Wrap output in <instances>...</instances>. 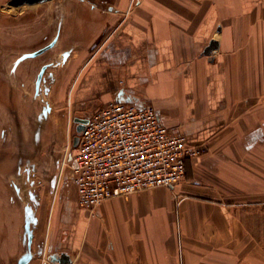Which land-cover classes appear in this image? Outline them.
Wrapping results in <instances>:
<instances>
[{"label":"crops","instance_id":"0c3cea01","mask_svg":"<svg viewBox=\"0 0 264 264\" xmlns=\"http://www.w3.org/2000/svg\"><path fill=\"white\" fill-rule=\"evenodd\" d=\"M104 2L109 14L92 21L103 41L71 83L70 103L98 101L93 112L113 100L153 104L203 150L174 187L93 212L70 175L57 200L61 173L29 264H58L63 252L72 264H264V0Z\"/></svg>","mask_w":264,"mask_h":264},{"label":"rangeland","instance_id":"374dc122","mask_svg":"<svg viewBox=\"0 0 264 264\" xmlns=\"http://www.w3.org/2000/svg\"><path fill=\"white\" fill-rule=\"evenodd\" d=\"M10 1L0 0V129L9 124L10 115L21 112L25 144L20 145L15 139L7 144L0 140V264H18L26 251L27 245L23 241L26 213L23 207L26 204L34 207L37 219L46 214L45 207H50L56 198L51 178L57 171L59 176L62 173L61 184L65 186L61 187L57 200L65 189L72 188L69 155L74 140L70 139V123L74 115L93 112L95 105L100 103L91 100L70 103L69 87L84 64L99 51L100 46H92L99 32V27H93L92 21L99 23L109 14L105 11L104 0H47L18 6ZM93 4L101 5V9L93 8ZM62 21L59 44L22 62L14 73L23 55L47 44L57 34L58 23ZM69 48L73 51L67 62L60 61L63 52ZM48 62L53 65L47 72L54 74L55 81L51 93L43 94V102L33 98V84L40 67ZM46 102L52 104L53 113L44 122L42 140L36 144L32 139L38 126L36 115ZM56 141L58 143L53 145ZM20 154L26 156L24 165L27 159L37 164L34 173L27 170H23V174L17 173ZM59 158L58 170L55 162ZM14 184L23 190L21 195L16 192ZM32 193L36 198H30ZM34 231L40 234L41 224L35 225ZM35 255L41 256L38 252Z\"/></svg>","mask_w":264,"mask_h":264},{"label":"built area","instance_id":"2783aa9c","mask_svg":"<svg viewBox=\"0 0 264 264\" xmlns=\"http://www.w3.org/2000/svg\"><path fill=\"white\" fill-rule=\"evenodd\" d=\"M78 135L70 177L90 212L110 198L174 187L185 178L188 160L203 150L173 133L153 104L110 101L91 113Z\"/></svg>","mask_w":264,"mask_h":264},{"label":"flooded vegetation","instance_id":"af4514ba","mask_svg":"<svg viewBox=\"0 0 264 264\" xmlns=\"http://www.w3.org/2000/svg\"><path fill=\"white\" fill-rule=\"evenodd\" d=\"M101 5L99 4H96L95 6V9H101L100 7ZM64 25V22H59L58 23V28H57V34L55 36H53V38L45 45L39 47V48H35L33 49L31 52H34V51H37L39 50L40 48H43L53 42H55V44L50 47L49 49H47L46 51L54 48L55 46H57L60 42V37H61V34H62V26ZM103 41V36L102 34H99L96 39L94 40L92 46L94 48L100 46V44L102 43ZM46 51H44L43 53H45ZM73 49L69 48L68 50H65L61 56V59L60 61H64V57H65V54L67 52H69V56L71 55ZM42 53V54H43ZM41 55V54H40ZM40 55H37L35 57H28V58H25L23 59L22 61H19L16 65V67L14 68L13 72L15 73L19 67V65L26 61L27 59H33V58H36ZM69 58V57H68ZM68 60V59H67ZM67 60L65 62H67ZM53 65V63L51 62H48V63H45L43 64L39 71L37 72V75H36V78L34 80V84H33V90H34V94H33V98L38 100H42L44 102V98H43V94H50L51 91H52V88H51V85L54 84V74L52 72H47L48 69ZM43 71V74L40 76L41 72ZM51 80V81H50ZM26 87V83L23 82V88ZM25 97L27 96V94L24 95ZM49 107V108H48ZM47 111V112H45ZM53 113V106L51 103H44L42 108H41V111L36 115V122L38 123V126L36 128V130L34 131V136H33V142L38 144L39 142H41L42 140V130H43V124L45 121H47L51 114ZM92 113V112H90ZM90 113H83V114H78V115H74L72 117V120H71V123H70V128L72 129V134L70 136V139L74 140V136L75 134L77 133V128L78 126H80V124H82V121L83 119H88V117L90 116ZM22 113L21 112H14V114L10 117H8L9 119V124L6 126V127H1L0 129V140L4 143V144H7V142L9 141H14L17 140L18 144L22 145L24 143V140H25V136H24V133H23V120H22ZM29 122L33 123V121H31V118H28ZM78 134V133H77ZM58 143V141H56L53 145H56ZM25 144V143H24ZM26 152V150H24ZM26 157V156H25ZM24 155L20 154L18 155V159H17V173L18 174H23V170H27L26 172H29V173H34L36 170H37V164L36 163H33L31 162L30 159H27L26 160V163L25 165L23 164L24 163V159H25ZM56 166H57V169L59 170L60 168V165H61V158H59L58 160H56ZM25 166V167H24ZM58 173V171H57ZM55 174L52 178H51V187L52 188H55L56 187V183H57V180H58V177H59V174ZM14 188L16 190L17 193H22V189L15 185L14 184ZM30 198H36V195L34 193H32V195L30 196ZM26 206H28V204H26L23 209L26 213Z\"/></svg>","mask_w":264,"mask_h":264},{"label":"water","instance_id":"95a60500","mask_svg":"<svg viewBox=\"0 0 264 264\" xmlns=\"http://www.w3.org/2000/svg\"><path fill=\"white\" fill-rule=\"evenodd\" d=\"M42 1H47V0H11L10 4L18 6V5H22V4H35V3L42 2ZM54 44H55V42H53V43H51V44H49L43 48H40L37 51L25 53L23 55V59L40 55L44 51H46L47 49L52 47ZM218 47H219V42L214 39L211 41L209 46L205 49V53L211 54ZM69 54H70L69 52H67L65 54L64 61H66L68 59ZM42 74H43V71L41 72L40 76ZM45 112H47V111H45ZM81 121H82V124H80V126H78V128H77L78 134L83 131L85 123L88 121V119H83ZM78 134L74 137V143H73L74 146H76L79 142V135ZM27 210L28 211H26V216H25V232H24V242L27 243V250L20 257L18 264H29V262L32 260V258L34 256V254L32 252L31 244H32V240H33L34 226L37 224L38 219L36 218V216L34 214V210H33L32 206H28ZM42 253H43V251L41 250L40 254H42ZM53 260L55 262H57L58 264H72L73 263L71 256L66 252H63L58 256L56 255L53 258Z\"/></svg>","mask_w":264,"mask_h":264},{"label":"bare ground","instance_id":"6f19581e","mask_svg":"<svg viewBox=\"0 0 264 264\" xmlns=\"http://www.w3.org/2000/svg\"><path fill=\"white\" fill-rule=\"evenodd\" d=\"M17 9L19 10V9H21V8H17ZM23 9H24V7H23Z\"/></svg>","mask_w":264,"mask_h":264}]
</instances>
